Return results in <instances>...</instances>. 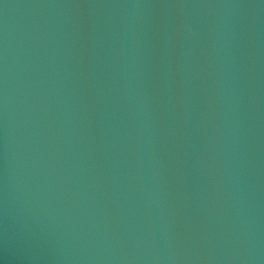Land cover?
Segmentation results:
<instances>
[{
    "label": "water",
    "instance_id": "1",
    "mask_svg": "<svg viewBox=\"0 0 264 264\" xmlns=\"http://www.w3.org/2000/svg\"><path fill=\"white\" fill-rule=\"evenodd\" d=\"M0 264H264V0H0Z\"/></svg>",
    "mask_w": 264,
    "mask_h": 264
}]
</instances>
